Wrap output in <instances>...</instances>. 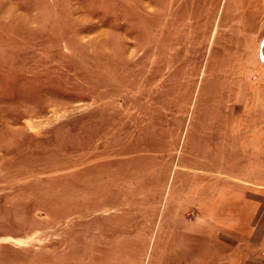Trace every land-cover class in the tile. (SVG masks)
I'll use <instances>...</instances> for the list:
<instances>
[{"label":"rangeland","instance_id":"374dc122","mask_svg":"<svg viewBox=\"0 0 264 264\" xmlns=\"http://www.w3.org/2000/svg\"><path fill=\"white\" fill-rule=\"evenodd\" d=\"M0 264H264V0H0Z\"/></svg>","mask_w":264,"mask_h":264}]
</instances>
